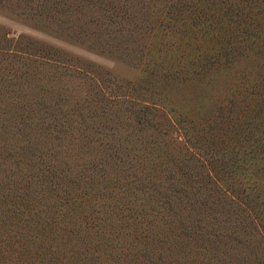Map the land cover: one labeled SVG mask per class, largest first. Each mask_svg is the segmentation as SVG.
<instances>
[{
    "label": "trees",
    "instance_id": "1",
    "mask_svg": "<svg viewBox=\"0 0 264 264\" xmlns=\"http://www.w3.org/2000/svg\"><path fill=\"white\" fill-rule=\"evenodd\" d=\"M0 14L138 71L122 82L0 25V264L80 248L264 264V0H0Z\"/></svg>",
    "mask_w": 264,
    "mask_h": 264
},
{
    "label": "rangeland",
    "instance_id": "2",
    "mask_svg": "<svg viewBox=\"0 0 264 264\" xmlns=\"http://www.w3.org/2000/svg\"><path fill=\"white\" fill-rule=\"evenodd\" d=\"M0 25L6 27L9 31H11L13 36L17 37L19 35H24V34L30 35L46 43L62 48L70 53H74L84 59L95 62L101 65L102 67L110 70L112 74L122 82H131L134 79H136V77H138L137 76L138 71L123 61L112 60L100 56L98 54L88 52L80 47L74 46L67 42H63L59 39H56L52 36H49L45 33L35 30L26 24H23L16 20H12L11 18H8L2 14H0ZM235 103H236L235 104L236 113L239 112L240 109L245 110L247 107L257 104L254 101H235ZM259 110L263 111L264 107L262 106L259 107ZM236 113L234 112V116H236ZM229 115L232 116L233 113H230ZM261 117H263L262 112H261ZM259 136L264 137V129L261 130ZM80 252L82 253L80 254ZM80 252L78 251V249L76 250L75 253L73 252V250L67 249V253H68L67 257L59 262H54L52 264H123L125 261H128V260L119 261L118 258H114L113 256L108 255L103 248H98V249L93 248L90 250L85 248H80ZM70 256L72 257L69 258ZM44 264H50V263L46 262Z\"/></svg>",
    "mask_w": 264,
    "mask_h": 264
}]
</instances>
